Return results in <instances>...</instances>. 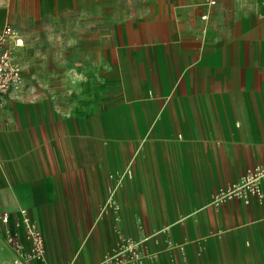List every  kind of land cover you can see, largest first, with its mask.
Returning <instances> with one entry per match:
<instances>
[{
  "label": "crops",
  "instance_id": "1",
  "mask_svg": "<svg viewBox=\"0 0 264 264\" xmlns=\"http://www.w3.org/2000/svg\"><path fill=\"white\" fill-rule=\"evenodd\" d=\"M115 1L80 0L75 29L28 42L43 72L0 107V213L27 210L42 264H98L124 240L138 264H264V193L212 201L264 165V0H137L128 17Z\"/></svg>",
  "mask_w": 264,
  "mask_h": 264
},
{
  "label": "built area",
  "instance_id": "2",
  "mask_svg": "<svg viewBox=\"0 0 264 264\" xmlns=\"http://www.w3.org/2000/svg\"><path fill=\"white\" fill-rule=\"evenodd\" d=\"M214 5L216 0H204ZM201 18H206L202 15ZM24 46L21 35L9 24L0 28V107L4 97L22 81L21 64L17 49ZM264 193V165H255L243 171L237 181L216 190L212 195L214 204L239 201L248 205ZM4 244L12 251L13 257L3 264H42L45 262L44 235L37 223L31 219L26 209L15 213H0ZM142 243L124 240L116 255L106 257L102 264H138L145 256Z\"/></svg>",
  "mask_w": 264,
  "mask_h": 264
},
{
  "label": "rangeland",
  "instance_id": "3",
  "mask_svg": "<svg viewBox=\"0 0 264 264\" xmlns=\"http://www.w3.org/2000/svg\"><path fill=\"white\" fill-rule=\"evenodd\" d=\"M43 0H0V28L4 24H9L13 27L23 38L24 46L20 48L19 57L22 61V79H26L32 76V73L38 72L41 76L42 74V64L39 62L38 69L32 70L26 65V48L28 42L31 45H35L40 50L42 49V41L44 30L49 32L54 31L58 33L59 31H65L75 29V13L78 12V8L73 7V4L80 0H59L55 4V0L51 1V8L47 10L50 12H59L60 16L53 22H44L42 20L41 14L44 10L40 4ZM49 3V0H46ZM90 0H83L85 3H90ZM106 0H99L100 13L102 12V7L106 6ZM127 0H116L115 10L121 17H128L134 15V6L137 4V0H130V4L126 2ZM54 5V6H52ZM48 35V34H47ZM27 88L26 86L24 87ZM79 249V247H77ZM101 263V262H100ZM81 264H84L83 262ZM94 264H97L96 262Z\"/></svg>",
  "mask_w": 264,
  "mask_h": 264
},
{
  "label": "bare ground",
  "instance_id": "4",
  "mask_svg": "<svg viewBox=\"0 0 264 264\" xmlns=\"http://www.w3.org/2000/svg\"><path fill=\"white\" fill-rule=\"evenodd\" d=\"M104 260V259H103ZM103 260L101 261V263H98V264H102Z\"/></svg>",
  "mask_w": 264,
  "mask_h": 264
}]
</instances>
